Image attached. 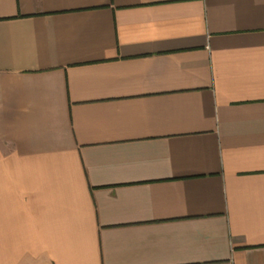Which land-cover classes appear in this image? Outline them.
Listing matches in <instances>:
<instances>
[{
  "label": "crops",
  "instance_id": "1",
  "mask_svg": "<svg viewBox=\"0 0 264 264\" xmlns=\"http://www.w3.org/2000/svg\"><path fill=\"white\" fill-rule=\"evenodd\" d=\"M0 264H264V0H0Z\"/></svg>",
  "mask_w": 264,
  "mask_h": 264
}]
</instances>
